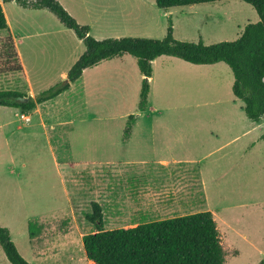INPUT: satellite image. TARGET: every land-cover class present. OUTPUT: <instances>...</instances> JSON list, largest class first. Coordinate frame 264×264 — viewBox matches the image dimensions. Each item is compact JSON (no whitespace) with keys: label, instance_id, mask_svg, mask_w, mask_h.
Wrapping results in <instances>:
<instances>
[{"label":"crops","instance_id":"1","mask_svg":"<svg viewBox=\"0 0 264 264\" xmlns=\"http://www.w3.org/2000/svg\"><path fill=\"white\" fill-rule=\"evenodd\" d=\"M58 1L77 21V16L67 7L65 0ZM1 3L11 28L4 2ZM143 6L146 9L151 7L157 14L158 11L164 12L163 17L172 15L173 9L181 8L174 7L165 11L159 9L156 2ZM52 31L49 33L43 27L35 29L30 26L28 32L31 34H28V37L52 35L64 41L67 55L70 53L65 63L66 69L59 77L65 79L86 51V47L75 33L66 27ZM152 31L156 30H147ZM13 37L24 69L23 73L19 74L27 75L31 87L19 40L16 36ZM131 57L133 56L124 55L121 58L104 61L96 67L86 69L79 79L84 85L89 81L91 86L93 84L99 86L98 82H101L105 87H112L109 91L101 90L100 94L98 87L96 99L92 104L88 98L90 88L86 85L85 113L98 122H119L120 126L117 130L109 128L101 130L94 140L95 143L91 147L86 146L81 153H77L72 142L75 129L67 130L68 126H72L73 120L72 118L67 121V109L70 106L67 97L73 91L74 84L68 91L54 100L38 105L29 113L0 106V150L1 155L4 153L0 162V174L3 175L1 184L8 197L15 200L24 199L25 194L40 190L42 188L39 186L40 183L53 184L41 177L38 170L39 154L35 156L34 147L39 141L45 143L53 169L62 182L63 196L59 210H52L54 203L52 190L53 194L48 193L43 198L31 197L28 194L30 196L28 200H31L29 206L33 209H30L24 226L9 225L0 219V226L10 231L11 239L19 253L31 264L59 262L55 259L49 261L56 254L55 251L53 253L47 249L48 243L53 240H60L58 246L63 249L66 246L78 248V253H71L74 256L69 259L71 264H94L86 257L83 246V237L90 234V223L85 219V215L92 213L93 203L102 208L104 225L122 224L121 227H116L117 229L134 228L144 223L211 212L201 211L210 198L209 187L203 180L204 173L201 167L207 164L214 167H230L232 147L253 132H260L254 139V144L255 141L257 144L264 140L262 119L257 123L250 120L252 126H245L241 130L232 128L231 124L214 129L211 133L208 132V145H204V134L200 128L201 114L200 111L194 110L200 107V96L191 95L192 97L185 102L179 99L181 104H186V111L160 110L155 105L154 97L157 96L159 82L177 88L184 82L191 85L199 84L200 80L208 78L196 75L208 70L221 69L218 67L223 62L195 65L170 56L155 59L152 63L153 73L149 79L151 89L147 109L140 112L143 75L139 71L137 60ZM114 86L119 87L120 95L131 89L132 94L127 97V101L123 97L118 101L109 100V96L117 94ZM26 94L31 97L37 96L32 89L30 94ZM244 107L243 103V111ZM134 114H137V119L131 135L124 140L125 123ZM89 143L85 141L84 144ZM30 155L32 158L27 159ZM45 198L47 201L40 200ZM50 199L52 201H49ZM253 205L258 206L249 203L238 207L249 209ZM218 212L211 213L216 216ZM69 218L71 224L67 225ZM0 264H11L1 245Z\"/></svg>","mask_w":264,"mask_h":264},{"label":"rangeland","instance_id":"2","mask_svg":"<svg viewBox=\"0 0 264 264\" xmlns=\"http://www.w3.org/2000/svg\"><path fill=\"white\" fill-rule=\"evenodd\" d=\"M1 1L4 2L12 25L9 28L10 32L19 40L32 88L29 86L26 74H6L0 76V91H20L30 94L32 89L36 95H39L66 81L67 78L59 77L60 73L66 69L65 63L70 53L67 55V46L63 43L64 41L52 35H43L39 38L28 37V34H31L28 32L30 26L35 29L43 27L49 33L52 30L64 29L58 18L48 10L36 12L33 9L23 8L16 1ZM64 2L77 16L79 20L77 22L89 27L90 35L98 41L118 37L162 40L167 34L168 20L171 17L176 40L189 43H198L202 40L205 45H213L236 41L246 25L258 23L260 20L256 10L242 0L175 8L172 11L173 14L166 17H163L162 11H158L157 14L151 10V7L146 9L143 6V4L155 3V0H65ZM149 29L156 31L147 32ZM8 35V31H3L0 33V39ZM21 35L24 37L21 38ZM219 66L218 68L221 69L208 70L196 75L209 79L200 80L199 84L191 85L184 82L177 88V86H166L159 82L157 96L154 97V103L160 110L186 111V104H181L179 99L185 102L192 97L191 95L200 96V107L194 110L200 111L201 114L200 128L204 134V145H208V132L211 133L214 129L228 124L236 130L252 126L243 111V103L233 95L232 70L224 63ZM98 84L99 86L96 84L91 86L90 82L86 81L84 85V82L79 80L67 97V103L70 105L67 109V121L73 118L72 126H68L67 130L75 129L72 142L77 153H81L86 146L91 147L101 130L105 128L117 130L120 127L119 122L101 123L91 119V116L85 113L86 85L90 88L88 98L92 104L96 99L98 87V94L101 90L112 89L111 86H103L101 82ZM113 89L117 94L109 96V100L118 101L123 97L127 101V97L132 94L130 88L124 95H120L118 86H114ZM134 115L137 116V114ZM259 133L256 131L249 134L232 147L230 167H214L209 164L201 167L204 173L202 177L208 184L210 197L201 211L218 212V209L220 210L214 217L221 234L225 264L264 262V140L257 144L256 141L255 144L253 142ZM85 141L90 143L85 145ZM34 148L35 156L39 154L40 176L53 184L40 183L39 186L42 187L40 190L28 194L31 197L43 198L48 193L53 194L52 190H54L52 210H59L63 196L61 179L53 169L45 143L39 141ZM3 154L1 155L0 150V162ZM31 158V155L27 157V159ZM2 179L3 175L0 174V219L9 225L24 226L27 215H30V209H33L29 206L30 196L25 194L24 199H10L1 184ZM40 200L47 201L46 198ZM249 203L258 204V206L253 205L249 209L238 207ZM70 224L69 218L67 225ZM121 226L122 224L113 226L109 223L104 225L106 230ZM89 227L90 233L96 231L91 224ZM52 233L55 235L54 231ZM60 242V240H53L48 243L47 249L50 252H56L54 256L51 254L49 261L52 262L55 259L59 261L56 264H71L69 259L74 257L71 253H78V248L66 246L63 249L58 246Z\"/></svg>","mask_w":264,"mask_h":264},{"label":"trees","instance_id":"3","mask_svg":"<svg viewBox=\"0 0 264 264\" xmlns=\"http://www.w3.org/2000/svg\"><path fill=\"white\" fill-rule=\"evenodd\" d=\"M16 1L25 9L48 10L60 23L72 30L84 43L86 51L71 68L66 81L31 97L20 91H0V106L20 109L29 113L38 105L54 100L68 91L86 69L104 61L131 55L137 60L143 75L139 111L147 109L152 63L161 56L180 58L195 65H211L223 62L234 75L233 94L241 100L249 120L254 123L264 119V0H242L251 5L259 16V22L245 26L241 36L233 42L205 45L178 41L174 37V25L168 20L164 39L111 38L102 41L90 35L89 27L80 25L58 0H5ZM228 0H155L159 9L187 7ZM8 31L0 39V76L23 73V65L17 52L13 35L0 1V32ZM137 116L127 121L124 140L132 132ZM92 213L85 219L95 232L83 237L86 257L94 264H225V252L218 224L211 212L176 217L140 224L134 228L106 230L102 208L92 204ZM0 245L11 264H31L19 253L11 239L10 231L0 226ZM260 264H264L261 262Z\"/></svg>","mask_w":264,"mask_h":264}]
</instances>
